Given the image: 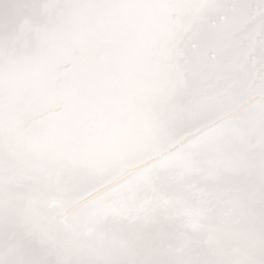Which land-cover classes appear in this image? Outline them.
Returning a JSON list of instances; mask_svg holds the SVG:
<instances>
[{
  "label": "snow or ice",
  "instance_id": "obj_1",
  "mask_svg": "<svg viewBox=\"0 0 264 264\" xmlns=\"http://www.w3.org/2000/svg\"><path fill=\"white\" fill-rule=\"evenodd\" d=\"M0 264H264V0H0Z\"/></svg>",
  "mask_w": 264,
  "mask_h": 264
}]
</instances>
